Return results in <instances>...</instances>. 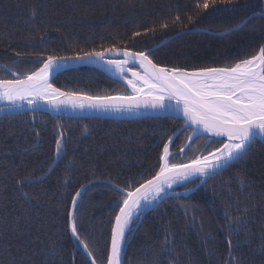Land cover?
<instances>
[{"label":"trees","instance_id":"16d2710c","mask_svg":"<svg viewBox=\"0 0 264 264\" xmlns=\"http://www.w3.org/2000/svg\"><path fill=\"white\" fill-rule=\"evenodd\" d=\"M197 2L202 0H0V79H12V73L30 74L48 55L71 57L111 46L146 51L180 32L155 48L150 57L154 63L189 70L223 67L254 55L264 44V21L258 19L239 32H226L244 15L260 12L264 0H238L235 19L222 10L223 5L195 13ZM245 4L249 7H241ZM32 8L37 9L35 17ZM177 15L180 20L173 23ZM188 16L193 17L191 23ZM161 20L168 22V28L158 27ZM153 27L155 34H144ZM209 28L215 35L206 34ZM136 31L141 36L133 38ZM51 83L62 91L89 95L130 94L121 82L93 67L66 71ZM180 125L178 118L161 117L117 121L42 112L0 117V264H91L92 258L102 264L110 219L120 200L112 185L124 187L134 177L138 186L151 178L159 169L163 143ZM60 128L65 140L57 158L55 140ZM191 134L186 128L176 135L170 146L173 162H187L220 146L219 141L205 137L187 145ZM238 172L245 175L246 187L240 185ZM29 174L33 183L24 190L39 200L32 205L24 202L16 186L17 179ZM197 184L187 183L176 191ZM82 185L78 216L82 236L95 240V247L89 249L93 257L63 231L70 197ZM250 193L257 208L248 229L234 231L231 241L234 254H242L244 264H264V256L256 251L264 237V210L259 203L264 196V143L259 140L246 164L227 168L208 178L195 193L168 197L149 211L130 233L124 264H156L163 256L162 246L175 249L179 264H189L190 256L195 264H209L206 248H213L218 258L211 264H222L229 258L226 204L247 200ZM25 208L31 210L25 212ZM166 234L170 239L164 245ZM53 248L60 254L46 256Z\"/></svg>","mask_w":264,"mask_h":264},{"label":"snow or ice","instance_id":"6c2138e0","mask_svg":"<svg viewBox=\"0 0 264 264\" xmlns=\"http://www.w3.org/2000/svg\"><path fill=\"white\" fill-rule=\"evenodd\" d=\"M217 5H223L225 12L238 13V0H202L197 2L193 11L199 13L210 8L216 10ZM231 6V7H228ZM249 7L247 4L241 6ZM260 12H251L244 15L238 23L226 28L228 34L239 32L253 20L264 21V4ZM37 9H31L32 17ZM191 23L192 16L187 17ZM180 20L177 15L173 23ZM166 21H159L160 29L168 28ZM155 34L156 28L145 29L144 34ZM208 35H215L212 29L205 30ZM141 36V32L133 33V38ZM264 39V37H262ZM155 49L146 51H131L127 47L111 46L102 50L92 49L83 51L71 57L48 55L41 61L42 66L30 74L12 73V79H0V101L7 102L6 106L22 109L26 103L35 113L44 112L50 108L56 113L70 108L73 111L93 110L104 113H129L139 115L141 110L152 111L159 115L175 117L182 113L184 125L192 128L194 136L207 133L220 140V146L208 151L207 155L197 156L187 162L172 161L170 146L175 142L176 133L168 137V142L162 145V155L159 170L148 179L135 184V178L125 182L124 187L112 185L119 194L114 215L110 219V236L105 245L102 264H124L125 247L130 233L135 231L134 225L145 209L154 210L165 198L166 190L177 184H196V181L205 182L203 178H211L227 168L246 164L251 158L252 146L257 140L264 143V44L250 57L238 59L231 65L223 67H198L191 70L182 66H161L150 58ZM20 56L21 53H16ZM106 57H110L107 58ZM100 63L106 65L107 70L123 80L131 90L130 94L117 95H89L75 91H62L50 82L53 73L63 70L68 61ZM139 66L143 71L135 70ZM8 66L6 65L5 68ZM131 74V78L128 77ZM174 102V103H173ZM44 107L40 108L39 105ZM3 109H0L2 111ZM35 123V116H33ZM194 126V127H192ZM59 127V126H58ZM39 136V130L33 129ZM87 131V126H85ZM180 130L178 129L177 132ZM192 140V136L188 137ZM65 133L62 128L56 133L55 155L59 158L64 148ZM184 149H181L182 154ZM51 167L49 171H51ZM37 179H42L39 177ZM237 179L242 187L247 186L243 173H237ZM33 183V176L29 174L16 180V186L24 202L32 205V201L39 202L38 197L25 191V185ZM85 190L81 186L70 197V205L66 209L63 231L68 233L78 245L93 257L90 246L95 247L94 238L83 233L78 216L80 197ZM264 210V196L260 200ZM257 208L254 194H249L247 200H238L235 204L229 200L225 207V226L228 232V259L222 264H244L241 255L234 254L231 234L240 229H248L251 214ZM30 208H25L29 212ZM17 218V223H19ZM30 223V221H28ZM235 226V228H234ZM264 227V224H262ZM170 235L166 234L163 244L167 245ZM75 247V246H74ZM264 256V237L256 250ZM156 264H179V254L174 248L162 246ZM60 253L53 248L45 255L55 257ZM209 264L218 254L213 248H206ZM170 257V258H169ZM91 264H97L95 258ZM189 264H195L189 257Z\"/></svg>","mask_w":264,"mask_h":264},{"label":"water","instance_id":"95a60500","mask_svg":"<svg viewBox=\"0 0 264 264\" xmlns=\"http://www.w3.org/2000/svg\"><path fill=\"white\" fill-rule=\"evenodd\" d=\"M182 33L183 32H180V33L174 35L173 37L181 35ZM173 37L161 42L159 45H157L153 49L162 46L163 44H165L167 41H169ZM107 58H110V57H106V59ZM97 64H99L101 66H98ZM83 67H93V68H97L99 70H102V71L106 72L104 67L100 63H87V62H78V61L69 60L67 65L63 68V70L55 72V73H53L51 75L50 82H52V80L58 74H61V73L65 72V71L78 69V68H83ZM136 69L138 71H140V72L143 71L141 68H139V66H137ZM106 74L109 75L107 72H106ZM110 77H112V76H110ZM112 78H114V77H112ZM114 79H116V78H114ZM122 83H124V82H122ZM6 105H7V102L0 101V109H3L2 111H0V117L4 116V115H10V114H18V113H24V112L32 113L33 112L26 103L24 104L22 109L12 108V107H9V106H6ZM38 107L43 108L44 105L41 104ZM36 112H41V111H36ZM43 113L52 114V115H60V116H65V117H68V118H75V119H77V118H87V117H100V118H105V119H109V120H126V119H132V118L135 119V118H150V117H153V118L169 117V116H166V115H159L158 116L155 112L145 111V110H141L140 114L137 115V114H129V113H127V114L126 113H112V112L104 113V112H97V111H93V110H86V111L82 112L80 110L73 111L70 108L62 109L60 113H56L54 110L48 108ZM175 117L180 119L183 122L182 127L178 128L180 131L183 130V129H186V128L192 129L191 127H186L184 125V119H183L182 113L176 114ZM192 127H194V126H192ZM177 130L174 132V133H176V135L179 134V132H180V131L177 132ZM199 136H203V137L208 138L210 140L220 141V140L223 139V140L226 141V138H217V137L211 136L210 134H207V133H201ZM195 137H198V136H194L193 133H192V139L195 138ZM190 142H191V140H189L188 144ZM207 179H208V177L203 178L204 181H206ZM204 183L205 182H201V181L198 180V184L195 187H193V188H191L189 190H183V191H176L177 188H179L180 186L184 185L183 183L182 184H177L172 189L166 190V194H165V198L164 199H166L168 197H171V196H188V195H191V194L195 193L197 191V189H199ZM149 211H151V210L145 209L143 211V214L139 217V220L137 221L136 226L134 227L135 229L138 227V225L142 221L143 217ZM134 232L135 231L132 232V235H133ZM129 241L130 240H128V242L126 244L125 252H126V248H127V245L129 243Z\"/></svg>","mask_w":264,"mask_h":264},{"label":"bare ground","instance_id":"6f19581e","mask_svg":"<svg viewBox=\"0 0 264 264\" xmlns=\"http://www.w3.org/2000/svg\"><path fill=\"white\" fill-rule=\"evenodd\" d=\"M98 66H101V65H99V64H97ZM102 66L104 67V69H105V71L110 75V76H112V77H114V78H116V79H118V80H120V78L118 77V76H114L110 71H108L107 70V67H106V65H103L102 64ZM83 68H85V67H83ZM128 77L129 78H131V74L130 73H128ZM124 82L123 80H120L119 82ZM127 114V113H126ZM11 115V114H10ZM4 116H6V115H4ZM150 118H152V117H150ZM161 118H176V117H161ZM77 119H97V120H109V119H105V118H100V117H87V118H77ZM133 119V118H132ZM132 119H126V120H132ZM135 119H138V120H141V119H144V118H135ZM134 119V120H135ZM117 121H121V120H117ZM182 125H183V122H182ZM182 125H180L178 128H180V127H182ZM192 130V129H191ZM160 163H161V161H160ZM159 170V169H158ZM181 187V186H180ZM178 189V188H177ZM118 211V210H117ZM144 218V217H143ZM143 220V219H142Z\"/></svg>","mask_w":264,"mask_h":264},{"label":"rangeland","instance_id":"374dc122","mask_svg":"<svg viewBox=\"0 0 264 264\" xmlns=\"http://www.w3.org/2000/svg\"><path fill=\"white\" fill-rule=\"evenodd\" d=\"M42 66V65H41ZM40 66V67H41ZM37 70V69H36ZM135 70H137V69H135ZM102 71V70H101ZM138 71V70H137ZM66 72V71H65ZM104 72V71H103ZM64 73V72H63ZM104 73H106V72H104ZM62 74V73H61ZM58 75H60V74H58ZM58 75H56V76H58ZM55 76V77H56ZM112 78V77H111ZM125 83V82H124ZM124 83H122V84H124ZM125 86L127 87V85H126V83H125ZM128 88V87H127ZM129 89V88H128ZM130 90V89H129ZM130 92H131V90H130ZM24 113H28V112H24ZM43 113V112H42ZM18 114H20V113H18ZM11 115H14V114H11ZM1 117H3V116H1ZM153 118V117H152ZM136 226V225H135ZM125 257V256H124Z\"/></svg>","mask_w":264,"mask_h":264}]
</instances>
